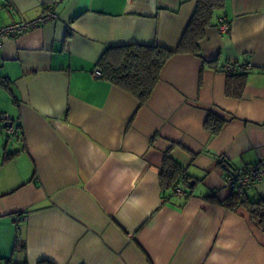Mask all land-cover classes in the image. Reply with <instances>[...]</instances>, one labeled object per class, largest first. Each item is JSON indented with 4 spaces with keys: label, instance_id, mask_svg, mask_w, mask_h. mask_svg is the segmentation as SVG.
Wrapping results in <instances>:
<instances>
[{
    "label": "crops",
    "instance_id": "crops-1",
    "mask_svg": "<svg viewBox=\"0 0 264 264\" xmlns=\"http://www.w3.org/2000/svg\"><path fill=\"white\" fill-rule=\"evenodd\" d=\"M222 1L199 53L171 55L143 103L94 77L100 56L132 43L174 49L196 0L0 9V26L47 4L57 13L0 51V112L21 126L0 135V264H264V229L222 204L223 161L264 158V0ZM225 63L251 68L228 79ZM209 113L223 120L216 134L204 127ZM165 155L190 175L188 197L163 199ZM245 194L264 196V179Z\"/></svg>",
    "mask_w": 264,
    "mask_h": 264
},
{
    "label": "trees",
    "instance_id": "trees-1",
    "mask_svg": "<svg viewBox=\"0 0 264 264\" xmlns=\"http://www.w3.org/2000/svg\"><path fill=\"white\" fill-rule=\"evenodd\" d=\"M196 8L174 49L162 47L160 45H142L137 43L108 47L100 56L96 67L101 70V78L110 83L128 91L134 95L140 103H143L152 92L156 85L162 66L167 59L177 52L199 53V41L204 35V30L210 25L214 11L221 8L222 0H196ZM234 65L233 72H227L228 79L234 76L245 75L238 73L237 65ZM246 70V69H243ZM4 82L0 80V85ZM13 120V119H12ZM15 124V135L21 133L20 123L13 120ZM223 120L216 115L209 113L204 121V127L212 134L219 132ZM226 161H223L222 170L227 172L232 169ZM159 182L163 193L168 192L163 197L176 195L179 197H188L184 189H192L191 177L182 166L175 162L170 156L165 155L162 166L159 171ZM182 187L183 195L176 194V189ZM209 198V196H207ZM222 204L228 208H234L238 205L244 207L249 216L254 219L258 225L264 229V196L250 200L245 194V190H232L229 197L222 201ZM37 264H54L47 260H41Z\"/></svg>",
    "mask_w": 264,
    "mask_h": 264
},
{
    "label": "built area",
    "instance_id": "built-area-1",
    "mask_svg": "<svg viewBox=\"0 0 264 264\" xmlns=\"http://www.w3.org/2000/svg\"><path fill=\"white\" fill-rule=\"evenodd\" d=\"M6 7L12 12H15L14 6L11 0H0V9ZM57 18V13L53 9L51 4L45 5L44 10L38 16L32 19H21L5 25L0 26V51L3 47V43L7 38L17 37L30 29H34L50 20ZM229 26L223 20H219L218 30L220 32L228 31ZM234 65L232 63H225L222 66V71L225 73L233 72ZM250 69L251 65L246 63L243 66H237V69ZM101 70L99 67H95L93 71L94 77H99ZM18 123V122H17ZM15 124L11 115L8 112H0V135L7 138L14 137ZM264 179V158L242 166L233 167L224 174V186L229 192L232 190L240 189L245 190L250 186L260 182ZM184 189L182 187L176 189V194L183 195Z\"/></svg>",
    "mask_w": 264,
    "mask_h": 264
}]
</instances>
